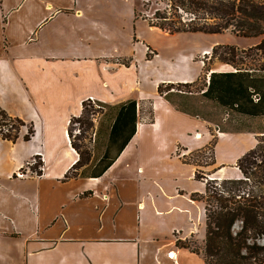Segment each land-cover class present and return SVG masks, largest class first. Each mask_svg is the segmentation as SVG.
Returning <instances> with one entry per match:
<instances>
[{"label":"crops","instance_id":"0c3cea01","mask_svg":"<svg viewBox=\"0 0 264 264\" xmlns=\"http://www.w3.org/2000/svg\"><path fill=\"white\" fill-rule=\"evenodd\" d=\"M120 1L0 0V108L33 126L29 140L22 139L24 125L14 142L0 138V264H204L175 240L203 242L204 203L191 194H203L205 184L181 156L210 141L209 123L177 110L156 86L195 81L201 57L217 41L186 47L178 67L157 75L147 91V74L132 60L116 59L126 52L114 47L119 54L112 56L114 35L129 25L134 32L135 22L174 34L136 18L135 0ZM137 35L143 50L157 48ZM228 69L220 63L211 70ZM85 99L112 105L135 99V133L101 176L63 179L78 158L69 119ZM215 131L208 178L240 177L236 160L256 145L258 130ZM35 156L40 174L17 176ZM228 164L234 168L225 170Z\"/></svg>","mask_w":264,"mask_h":264},{"label":"trees","instance_id":"16d2710c","mask_svg":"<svg viewBox=\"0 0 264 264\" xmlns=\"http://www.w3.org/2000/svg\"><path fill=\"white\" fill-rule=\"evenodd\" d=\"M162 7L154 9L150 16L143 14L149 26H155L169 34L179 32L217 34L229 31L242 37H259V41L247 47L235 44H215L210 58L227 64L224 71L211 70L205 62V82L200 88L201 96L235 114L248 118L264 116V0H160ZM135 7L134 16L137 18ZM192 82H160L156 91L177 110L192 116L184 106L185 97L175 86L194 85ZM174 96L180 97L176 100ZM91 102L108 105L112 111L102 152L94 158L91 148L83 142L88 130H93ZM4 120L0 138L14 142L21 126H26L23 140H29L33 126L0 108ZM201 118V117H200ZM137 103L127 99L118 104H105L85 99L78 116H71L67 129L71 147L77 152V160L67 169L63 179L77 176L99 177L113 163L121 150L135 133ZM203 119V118H202ZM79 124V134L72 137L71 124ZM99 128L94 129L95 136ZM226 131V130H221ZM252 131V129L245 130ZM242 132V131H240ZM257 143L236 160L240 172L238 178L216 180L203 177V170L196 168L194 177L205 184L203 194L192 193L193 199L201 200L205 210V235L202 245H192L193 238L175 240L176 246L188 248L201 254L204 264H264V129L258 130ZM202 148L183 154V162L211 165L214 163L216 134ZM90 140V138H89ZM206 151L209 162L199 163L191 158L193 153ZM30 170L40 174L42 161L39 156L31 159ZM88 170V171H87ZM82 195H86L83 193ZM193 239V240H192Z\"/></svg>","mask_w":264,"mask_h":264},{"label":"rangeland","instance_id":"374dc122","mask_svg":"<svg viewBox=\"0 0 264 264\" xmlns=\"http://www.w3.org/2000/svg\"><path fill=\"white\" fill-rule=\"evenodd\" d=\"M133 3V0H130ZM136 10H137V18H141L143 14L150 16L155 8L162 7L164 4L160 2V0H135ZM122 6H125V2L120 1L119 3ZM135 28L134 32H132V27L129 25L125 30L119 29L118 33L114 35V42L111 45V54L115 56L123 51L126 52L124 58H121L119 55L117 60L123 63H127L132 60L135 64L138 65L139 70H143L145 74H147L150 83L145 86L147 91H152L153 88L151 86V81L155 79L157 75H160L166 70L171 69L170 72H173L180 62H182V54L184 49L189 45L192 48L202 47L209 45L213 40H216V44H235L238 47H247L254 45L253 41L256 40L257 37H242L234 35L233 33L226 31L223 33L217 34H207V33H184V34H174V35H165L162 36L161 33H153L147 28L143 27L142 29L139 27L138 23L132 24ZM137 31L143 33L149 38H151L152 47L155 44L157 48H152L143 50L145 43L142 44V41H139ZM133 33V34H132ZM168 33V32H167ZM161 35V36H160ZM103 43V42H101ZM257 43V42H256ZM118 50L119 53L115 54V50ZM108 48V47H107ZM150 48V47H149ZM148 49V50H147ZM157 50L156 55H151L154 50ZM209 55H206L204 60L203 71L198 76V81L194 85L190 86H175V90L180 88L182 92H185V97L182 98V102L184 106L187 107L193 113H197L199 117L203 118L209 123V131L211 134H216L215 130H226L227 132H240L245 130H262L264 129V122L261 117L259 118H248L244 116H240L235 114L234 112L222 108L213 102L204 99L200 94V88L203 86L202 84L205 82L206 71L205 70V62L206 65L210 69L220 66V62L217 59H209ZM223 67H219L222 69ZM230 68V67H229ZM176 100H180V97L174 96ZM107 104V103H105ZM93 113L91 116L93 121V130L99 128V133L95 136L93 130H88L87 137L83 138V142L91 148L92 153L94 154V158L98 156L103 149V146L106 142L107 129L111 119L112 111L108 108V105L98 104L96 102H91ZM1 122H8V124L12 123L9 120H3L0 117V128L2 130H6L8 126H2ZM79 124L77 122L71 124V133L72 137L74 135L79 134ZM90 138V140H89ZM177 153H181L178 150ZM195 161L202 163L203 161L209 162V153L206 151L193 153L191 156ZM34 161H31L33 163ZM40 169V167H38ZM197 168L203 170L201 175L203 177H207L212 172L211 165H197ZM234 167L231 164H228L225 170H231ZM31 171L28 167L24 166L22 169L18 170L17 176H22L24 173ZM88 171V170H87ZM35 173L34 171H32ZM184 173H188V169L184 171ZM225 173V171L223 172ZM191 178V184H194V181ZM226 178V177H225ZM233 178V177H232ZM238 178V177H235ZM185 181L186 177L183 178ZM223 179V178H222ZM196 181V180H195ZM199 183V181H197ZM200 184V183H199ZM203 235H205V230L203 231ZM195 242H191L192 245L196 244L199 247L201 244L197 242L195 238H193ZM192 239V240H193Z\"/></svg>","mask_w":264,"mask_h":264}]
</instances>
